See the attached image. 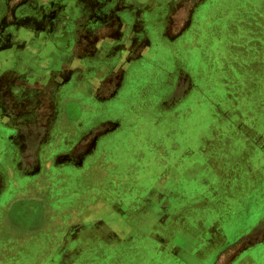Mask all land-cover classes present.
Segmentation results:
<instances>
[{
    "label": "crops",
    "instance_id": "0c3cea01",
    "mask_svg": "<svg viewBox=\"0 0 264 264\" xmlns=\"http://www.w3.org/2000/svg\"><path fill=\"white\" fill-rule=\"evenodd\" d=\"M182 1L0 0V221L11 211L19 213L24 191H30L26 186L35 187L40 179L51 180L50 194L27 195L46 196L42 201L56 213L74 204L51 200L61 180L67 196L76 200L71 193L82 196L88 189L86 173L100 162L103 167L122 165L128 155L135 165L127 183H118L114 173L103 187L91 189L94 199L81 201L80 212L69 217L59 246L48 254L50 264H264V246L235 252V263L218 262L224 260V248L198 222L206 212L201 211L204 198L202 191L189 187L192 171H180L184 156L168 158L162 170L138 166L147 154L143 149L158 137L170 140L168 129L180 127V102L191 90L181 86L185 78L190 82L180 73V10L186 14ZM202 2L208 13L213 0ZM159 77L163 81L158 86ZM64 107L75 112V134L42 138L39 127L69 126L60 123ZM145 108L151 129L136 133L134 126ZM26 126L38 131L28 138ZM121 131L125 134L119 135ZM30 143L36 144L33 156L24 153ZM42 144L51 160L46 172L39 165ZM24 158H36L38 164L32 161L25 167ZM18 168L28 173V184L19 178L24 174ZM138 174L147 178L144 187L143 179L135 186L132 176ZM41 181L36 191L44 190ZM224 183L223 188L228 185ZM125 188L127 192L117 194ZM24 214L20 217L32 222ZM0 229V243L15 236L4 224ZM20 253L0 245V264L20 263L26 255Z\"/></svg>",
    "mask_w": 264,
    "mask_h": 264
},
{
    "label": "rangeland",
    "instance_id": "374dc122",
    "mask_svg": "<svg viewBox=\"0 0 264 264\" xmlns=\"http://www.w3.org/2000/svg\"><path fill=\"white\" fill-rule=\"evenodd\" d=\"M190 1H182L181 8L186 10V14L180 10V73L190 79V82L183 79L181 86H191L188 96L180 102V127L168 129V133L172 132L168 136L170 140L158 137L150 148L143 149L147 154L140 160L141 163L138 162V166H147L149 171L151 167L162 170L170 163L168 158L184 156V160L180 158V171L187 168L192 171L188 174L189 187L202 191L204 198L200 199L204 205H201V211L206 212L198 222L201 221L205 231L216 236V240L222 244L225 257L218 262L235 263V252L264 246V0H228L226 3L213 0V6H208V13L201 5L204 3L202 0L194 2L192 7ZM161 78L157 81L158 86L163 81ZM123 106L127 107L126 103ZM128 113L124 108L123 114L128 117ZM149 113L147 108L139 113L138 123L134 126L136 133L150 131L151 126H146ZM73 114L75 112L70 113L64 107L60 123L69 126L39 127L40 134L45 135L42 138L75 134L77 128L71 126ZM26 116L32 118L31 115ZM162 122L164 124L166 121ZM161 129L159 136H162ZM34 131L37 132L38 128L26 126L24 135L31 138ZM120 133L125 134L124 131ZM34 145L30 143L24 153L33 156ZM41 146L39 165L46 172L50 169L51 160L44 156L46 144ZM224 154L230 156L222 157ZM26 158L25 167L32 161L35 162L34 166L38 164L36 158ZM134 166L128 155L122 165L105 164L103 167L100 162L86 173L83 181L88 189L82 196L71 193L76 200L67 196L69 192L64 189V180L61 183H57V180L59 187L51 200L54 199V204L55 201L61 204L74 201V204L69 211H53L55 216L51 222L48 217L49 213L53 216L52 209L42 201L46 196L39 199L32 194L27 195V192L50 194L51 189L47 187L53 188L51 180L42 183L40 179V188H44L40 191H36L40 181L35 187L26 186L25 190L30 188V191H24L26 196L22 202L25 205L19 207L18 214L11 211V215L0 221L5 228L14 229L15 236L7 238L0 245L10 251L21 252L19 256L25 252L26 255L17 264H50L52 259L48 254L59 246V234L64 232L69 217H75L80 212L81 201L88 203L94 199L95 194L91 189L103 187L114 173L118 183H127ZM16 170L24 174L19 176L24 180L23 184H28V173H23V169ZM195 171L197 174L193 173ZM45 177L50 179V176ZM139 177V174L132 176L136 179L135 186L140 183L137 180ZM140 179H143L140 183L143 187L148 184L144 185L145 176ZM223 183H228L227 189L224 187L227 191ZM125 192L127 188L119 190L117 194ZM191 196L196 199L193 194ZM196 208L193 203L192 211L195 214L198 213ZM23 212L32 222L20 217ZM1 232L0 229V235ZM71 246L74 247V244ZM126 251L130 252V246L126 245Z\"/></svg>",
    "mask_w": 264,
    "mask_h": 264
}]
</instances>
